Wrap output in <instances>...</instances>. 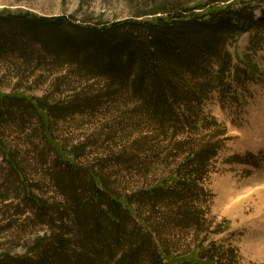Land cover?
Returning a JSON list of instances; mask_svg holds the SVG:
<instances>
[{
  "label": "rangeland",
  "instance_id": "rangeland-1",
  "mask_svg": "<svg viewBox=\"0 0 264 264\" xmlns=\"http://www.w3.org/2000/svg\"><path fill=\"white\" fill-rule=\"evenodd\" d=\"M206 5L217 6L218 0H0V11L66 16L77 24L104 26L137 16L150 20L162 10L168 15L187 8L201 12ZM258 31L229 40L233 66L243 75L237 84L233 74L231 88L214 90L204 100L198 129L178 134L179 140L191 136L199 142L223 133L201 181L203 229L166 228L165 208L155 212L145 195L134 198L135 225L152 231L155 255L163 264H179L172 254L188 255L197 241L205 240L203 262L231 250L237 264H264V43ZM33 60L37 58L26 60L19 53L0 57V92L27 96L34 104L44 101L52 108L47 126L38 106L22 109L0 101V257L37 258V245L58 232L50 219L66 204L52 180L61 152L123 198L162 182L188 150L173 151L172 134L141 112L130 90L112 96L117 91L107 88L105 77L64 58ZM31 198L44 203L48 213L41 214Z\"/></svg>",
  "mask_w": 264,
  "mask_h": 264
},
{
  "label": "trees",
  "instance_id": "trees-1",
  "mask_svg": "<svg viewBox=\"0 0 264 264\" xmlns=\"http://www.w3.org/2000/svg\"><path fill=\"white\" fill-rule=\"evenodd\" d=\"M205 7L201 12L187 8L169 15L162 10L157 12L162 15L150 20L137 16L104 26L77 24L66 16L0 11V57L19 53L26 60L36 57L32 62L64 58L87 73L105 77L107 88L117 91L112 96L130 90L141 112L172 134L173 151L188 149L166 179L141 194L123 198L103 188L91 169L59 152L61 160L52 180L66 204L57 218L50 219L58 232L37 245V258L6 256L0 257V264H143L144 260L163 264L155 255L152 231L145 233L135 225L132 209L137 196L145 195L155 212L166 209V228L203 229L205 190L201 181L222 145L218 137L223 133L199 142L191 136L179 140L178 134L199 128L204 100L214 90L231 88L233 74L238 84L243 74L233 66L229 40L259 30L260 43H264V0H218L217 6ZM256 67L250 61L252 73ZM0 101L22 109L38 106L49 125L52 108L44 101L34 104L27 96L2 92ZM31 200L41 214L48 213L44 203ZM204 242L197 241L188 255L172 254L170 258L179 264H237L231 250L210 255L203 262Z\"/></svg>",
  "mask_w": 264,
  "mask_h": 264
}]
</instances>
